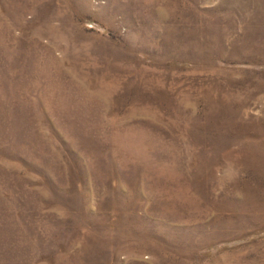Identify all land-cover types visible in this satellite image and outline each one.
<instances>
[{
	"label": "rangeland",
	"instance_id": "rangeland-1",
	"mask_svg": "<svg viewBox=\"0 0 264 264\" xmlns=\"http://www.w3.org/2000/svg\"><path fill=\"white\" fill-rule=\"evenodd\" d=\"M0 264H264V0H0Z\"/></svg>",
	"mask_w": 264,
	"mask_h": 264
}]
</instances>
